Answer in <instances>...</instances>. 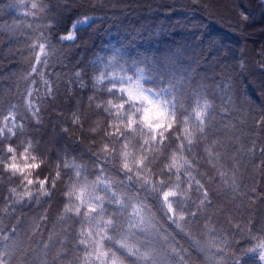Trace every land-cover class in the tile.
Returning a JSON list of instances; mask_svg holds the SVG:
<instances>
[{
    "label": "snow or ice",
    "instance_id": "obj_1",
    "mask_svg": "<svg viewBox=\"0 0 264 264\" xmlns=\"http://www.w3.org/2000/svg\"><path fill=\"white\" fill-rule=\"evenodd\" d=\"M50 5H12L25 17L12 27L26 30L27 67L17 102L0 105V264H194V254L200 264H264V227L255 229L251 214L264 206V112L251 124L234 120L231 98L218 109L202 85L189 88L166 66L112 49L75 72L81 89L90 81L87 108L97 119L75 96L65 118L55 107L52 40L75 44L97 18L81 12L56 33ZM50 113L67 122L63 134L88 139L87 162L64 148L53 162L41 150L29 129ZM60 185L61 204L49 216ZM228 204L249 211L246 220L234 222ZM221 214L231 231L218 227Z\"/></svg>",
    "mask_w": 264,
    "mask_h": 264
},
{
    "label": "trees",
    "instance_id": "obj_2",
    "mask_svg": "<svg viewBox=\"0 0 264 264\" xmlns=\"http://www.w3.org/2000/svg\"><path fill=\"white\" fill-rule=\"evenodd\" d=\"M229 1L235 7L234 16L218 13V4L213 0H51L52 15L60 21L56 33H61L81 12L87 11L97 18L87 33H80L81 40L75 44L52 40L58 50L49 69L59 76L55 107L63 108L67 118L74 103L69 97L75 96L82 110L86 109L85 115L96 120L87 108L90 81L85 76L84 82L89 87L81 89L75 72L90 69L97 56L121 49L126 59L147 58L166 66L170 73L183 78L189 88L202 85L215 97L218 109L228 107L231 98L234 120L243 119L251 124L252 115L264 112V6L261 0ZM14 3L15 0H0V105L3 106L15 104L19 99L17 91L23 90L20 77L27 67L24 54L27 38L21 35L26 30L12 27L25 17L22 9L12 6ZM242 13L249 16L248 21L241 19ZM54 115L45 117L42 128L29 129L41 140V150L46 145L51 153L48 159L53 162L61 148L78 161L87 162L85 149L92 146L88 139L75 129L63 134L60 129L68 124L61 125L52 119ZM98 122L102 125L103 117ZM62 187L58 186L51 201L49 216H54L61 204ZM227 206L234 222H243L249 215V211L238 215L232 205ZM251 214L253 227H264V206L257 202ZM12 223L14 220L4 219L5 226ZM218 227L231 231L223 214L219 216ZM192 260L200 264L199 254H194ZM256 264L261 262L257 259Z\"/></svg>",
    "mask_w": 264,
    "mask_h": 264
},
{
    "label": "rangeland",
    "instance_id": "obj_3",
    "mask_svg": "<svg viewBox=\"0 0 264 264\" xmlns=\"http://www.w3.org/2000/svg\"><path fill=\"white\" fill-rule=\"evenodd\" d=\"M217 5V12L221 14H229L234 16L233 13L235 12V7L229 0H213ZM134 15V14H133Z\"/></svg>",
    "mask_w": 264,
    "mask_h": 264
}]
</instances>
